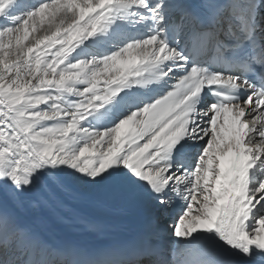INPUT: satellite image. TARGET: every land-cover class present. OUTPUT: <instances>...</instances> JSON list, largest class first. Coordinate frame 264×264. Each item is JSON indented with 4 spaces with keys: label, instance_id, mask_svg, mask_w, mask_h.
I'll return each instance as SVG.
<instances>
[{
    "label": "snow or ice",
    "instance_id": "6c2138e0",
    "mask_svg": "<svg viewBox=\"0 0 264 264\" xmlns=\"http://www.w3.org/2000/svg\"><path fill=\"white\" fill-rule=\"evenodd\" d=\"M78 192L148 227L22 219ZM0 264H264V0H0Z\"/></svg>",
    "mask_w": 264,
    "mask_h": 264
},
{
    "label": "bare ground",
    "instance_id": "6f19581e",
    "mask_svg": "<svg viewBox=\"0 0 264 264\" xmlns=\"http://www.w3.org/2000/svg\"><path fill=\"white\" fill-rule=\"evenodd\" d=\"M72 195L75 197L73 203L81 213L101 222L95 233L83 230L75 218L64 223L56 222L46 211L22 219L38 224L56 242L74 240L85 246L117 243L129 238L134 241L148 227L146 210L123 197L105 192Z\"/></svg>",
    "mask_w": 264,
    "mask_h": 264
}]
</instances>
